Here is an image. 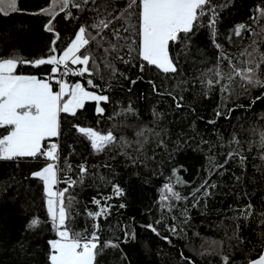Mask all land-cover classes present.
Here are the masks:
<instances>
[{"label":"trees","instance_id":"1","mask_svg":"<svg viewBox=\"0 0 264 264\" xmlns=\"http://www.w3.org/2000/svg\"><path fill=\"white\" fill-rule=\"evenodd\" d=\"M76 3L80 6L70 5L55 20L43 11L50 0H17L19 11L0 15V59L36 61L62 55L80 27L97 40L103 37L101 47L95 42L87 46L95 60V65L89 63L91 75L72 74L83 66L70 62L67 75L62 65L57 73L48 64L22 63L16 70L49 79L55 90L57 80L63 79L108 97L99 105L103 114L96 112L95 101L86 102L75 116L61 113L60 135L42 143V151L58 144L57 188L68 189L67 227L87 236L99 224L96 234L103 250L96 264H224V257L228 264H247L257 258L264 247V149L258 135L264 130V89L249 86L245 91L237 78L222 92L214 72L218 64L223 72L230 71L224 56L244 67L247 52L264 53V17L257 11L264 9V0H210L217 14L215 30L206 6L207 14L193 31L170 42L175 73H163L140 58L138 7L128 22L116 19L131 0ZM102 19L113 23L97 35L92 25ZM129 24L134 27L125 32ZM238 25H245L239 36ZM113 29L124 39L116 40ZM109 42L117 50L105 53ZM126 43L135 50L130 53ZM260 72L264 79V64ZM76 125L111 132L116 140L96 152ZM6 134L0 128V135ZM51 162L44 156L0 160V264H50L48 242L58 235L45 185L32 174ZM177 176L182 183L176 182ZM165 184L181 198L165 192ZM115 186L122 195L115 193ZM101 207L107 208L106 216L88 215ZM34 218L40 224L29 228Z\"/></svg>","mask_w":264,"mask_h":264},{"label":"snow or ice","instance_id":"2","mask_svg":"<svg viewBox=\"0 0 264 264\" xmlns=\"http://www.w3.org/2000/svg\"><path fill=\"white\" fill-rule=\"evenodd\" d=\"M84 2L86 3L87 0H84ZM70 5L80 6L76 3V0H50L49 7L43 11L52 20H55L56 16L60 12L68 10ZM134 6L140 9L139 30L137 33L139 37V56L143 61L155 66L163 73H175L177 71L169 51L170 42L175 43L180 40L182 33L185 36L191 33L194 24L200 17L207 14L206 6H208L207 10L212 12L210 27L215 30L217 14L211 8L210 0H139L138 3L137 0H131L124 12L116 19L128 22ZM17 11H19L17 0H0V15L7 16ZM257 11L261 17H264V9H258ZM112 23L111 20L102 19L93 24L92 27L98 29L97 35H100V32L108 29ZM132 27L134 26L129 24L124 31L128 32ZM244 28L245 25H238L235 34L239 36ZM48 31H53L51 23L48 25ZM213 34H215V31ZM113 35L118 41L124 39L119 35L118 29H113ZM57 38H59L58 34ZM102 41L103 37L101 40H97L96 36L88 33L87 28L80 27L75 38L63 51L62 55H50L36 61H25L16 58L0 59V128H3L7 133L6 135H0V160L44 156L47 160L56 162L59 160L58 144L53 143L47 151H42V143L47 138L60 135V114L68 113L75 116L77 110L83 109L88 101H95L97 105L96 112L103 114L104 108L99 105L102 101H108L106 95H98L89 91L81 83L70 85L63 79L57 80L59 91H54L47 79L20 75L16 71L20 64L31 63L37 67L43 64L53 65L52 72L57 73L62 65L64 68L63 75H67L68 72L72 71L68 67L70 62L73 65L83 66L72 74L84 76L88 73L91 75L92 70L89 68V63L92 61L95 65V60L87 46L95 42L97 47H101ZM135 43L136 41L132 40V44ZM109 44V48H104L105 53L110 50H117L116 45L110 42ZM125 46L128 47L130 53L135 50L127 43ZM217 47L220 46L217 45ZM82 50L85 51L82 53ZM50 51L55 53L56 48L53 47ZM246 54L248 58L241 61L244 67H237L226 56L223 59L229 61L230 71L225 73L220 69L219 64L217 65L214 72L215 83L220 85L222 92H228L237 78L240 81L239 86L245 91L248 90L249 86L264 89V79L261 78L260 72L261 65L264 64V53L259 52L258 49H253V52H247ZM257 55L258 59L256 58ZM117 58L123 60V57L117 56ZM124 62L127 63L128 61ZM107 66L110 67L111 65ZM141 71H143V65H141ZM222 81L227 82L221 83ZM88 84L95 87L91 80H88ZM207 84L211 87L214 82L209 79ZM177 107H180V105L177 104ZM75 127L79 133L90 141L91 147L96 152L103 151L116 140L111 132L102 134L91 127H81L79 125ZM258 135L259 145L264 149V130H261ZM235 142L239 144L238 140ZM232 155V153L229 154V159ZM244 159L245 157H241L242 162ZM261 159H264V155L261 156ZM86 171L87 169L81 165V173H86ZM177 171L178 169H174L173 173L175 174ZM32 175L43 181L45 185L48 213L59 237V239L48 242L50 245V264H96L97 256L103 250L99 242V236L96 234L99 231V224H94L93 232L87 236L83 233H74L67 227L66 221L69 217L65 205V192L68 189L53 190L54 185L57 183L55 163H48ZM176 182L182 183L178 176ZM75 183L74 180L70 181L72 185ZM114 191L117 195L123 194L119 186H115ZM164 191L171 193L177 200L181 198L179 193L173 191L170 184L164 185ZM161 199L167 200L168 197L162 195ZM70 203L71 199L69 198V205ZM94 203L99 205L100 201L94 200ZM123 206L121 205V207ZM248 208L250 209L251 205ZM88 215L94 218L106 216L107 208L101 207L98 212L88 213ZM39 224V219L34 218L29 223V228H34ZM148 227L159 235L154 227L151 225H148ZM171 230L175 231L174 228ZM111 246L116 247L114 244ZM223 260L224 264H228V257H224ZM247 264H264V248L261 249L257 258L248 260Z\"/></svg>","mask_w":264,"mask_h":264},{"label":"rangeland","instance_id":"3","mask_svg":"<svg viewBox=\"0 0 264 264\" xmlns=\"http://www.w3.org/2000/svg\"><path fill=\"white\" fill-rule=\"evenodd\" d=\"M26 76H34V75H26ZM37 77V76H36ZM37 78H39V77H37ZM39 79H42V78H39ZM48 81H49V83H51V85H52V87H53V84H52V82L49 80V79H47ZM56 80V78H54L53 79V81H55ZM68 83V82H67ZM68 84H72V83H68ZM73 84H75V83H73ZM53 90L54 91H59V86H58V89L57 90H55L54 88H53ZM89 91H92V90H89ZM92 92H95L96 94H98V95H104V94H101V93H98V92H96V91H92ZM61 115V114H60ZM51 138H53V137H51ZM53 143V142H52ZM48 149H49V145H48ZM57 184H58V172H57ZM46 190V189H45ZM54 191H58V188H57V185L55 184L54 185V189H53ZM59 239V238H58Z\"/></svg>","mask_w":264,"mask_h":264},{"label":"crops","instance_id":"4","mask_svg":"<svg viewBox=\"0 0 264 264\" xmlns=\"http://www.w3.org/2000/svg\"><path fill=\"white\" fill-rule=\"evenodd\" d=\"M51 163H55V165H56V162H53V161H52ZM56 185H57V183H56ZM58 238H59V237H58Z\"/></svg>","mask_w":264,"mask_h":264},{"label":"built area","instance_id":"5","mask_svg":"<svg viewBox=\"0 0 264 264\" xmlns=\"http://www.w3.org/2000/svg\"><path fill=\"white\" fill-rule=\"evenodd\" d=\"M63 72H64V70H63ZM51 144H53V143H50V144H49V147H50Z\"/></svg>","mask_w":264,"mask_h":264},{"label":"water","instance_id":"6","mask_svg":"<svg viewBox=\"0 0 264 264\" xmlns=\"http://www.w3.org/2000/svg\"><path fill=\"white\" fill-rule=\"evenodd\" d=\"M264 248V247H263Z\"/></svg>","mask_w":264,"mask_h":264}]
</instances>
